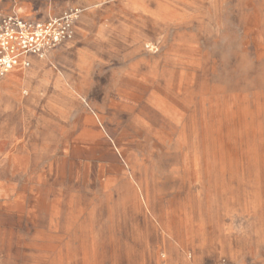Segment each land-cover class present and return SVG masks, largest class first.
<instances>
[{"label":"rangeland","instance_id":"374dc122","mask_svg":"<svg viewBox=\"0 0 264 264\" xmlns=\"http://www.w3.org/2000/svg\"><path fill=\"white\" fill-rule=\"evenodd\" d=\"M160 2L145 108L18 194L0 182L33 264H264V0Z\"/></svg>","mask_w":264,"mask_h":264},{"label":"crops","instance_id":"0c3cea01","mask_svg":"<svg viewBox=\"0 0 264 264\" xmlns=\"http://www.w3.org/2000/svg\"><path fill=\"white\" fill-rule=\"evenodd\" d=\"M70 8L82 10L73 41L46 59L25 57L28 67L20 62L0 80V182H16L14 195L32 167L65 164L73 151L112 133L108 119L130 116V101L133 109L145 108L147 78L139 56L145 55L146 22L160 16V0H0V14L31 21ZM18 219L30 224L25 227L37 221ZM15 227L0 225V264H23V256L33 264L32 251L19 249L25 243Z\"/></svg>","mask_w":264,"mask_h":264},{"label":"built area","instance_id":"2783aa9c","mask_svg":"<svg viewBox=\"0 0 264 264\" xmlns=\"http://www.w3.org/2000/svg\"><path fill=\"white\" fill-rule=\"evenodd\" d=\"M82 13L81 9L70 8L58 17L45 21L25 20L15 13L0 14V80L27 56L39 60L74 39V25ZM211 264H228L222 258Z\"/></svg>","mask_w":264,"mask_h":264},{"label":"bare ground","instance_id":"6f19581e","mask_svg":"<svg viewBox=\"0 0 264 264\" xmlns=\"http://www.w3.org/2000/svg\"><path fill=\"white\" fill-rule=\"evenodd\" d=\"M150 3V2H149ZM197 53V52H196ZM180 60V59H179ZM141 78V77H140ZM149 82V81H148Z\"/></svg>","mask_w":264,"mask_h":264}]
</instances>
